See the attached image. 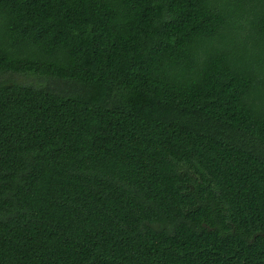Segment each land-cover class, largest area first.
Returning a JSON list of instances; mask_svg holds the SVG:
<instances>
[{"label": "trees", "instance_id": "obj_1", "mask_svg": "<svg viewBox=\"0 0 264 264\" xmlns=\"http://www.w3.org/2000/svg\"><path fill=\"white\" fill-rule=\"evenodd\" d=\"M0 264H264V0H0Z\"/></svg>", "mask_w": 264, "mask_h": 264}]
</instances>
